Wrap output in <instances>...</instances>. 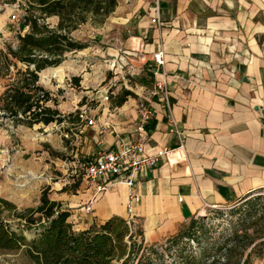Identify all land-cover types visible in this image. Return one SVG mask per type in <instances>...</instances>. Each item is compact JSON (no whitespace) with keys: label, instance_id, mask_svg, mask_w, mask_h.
I'll return each mask as SVG.
<instances>
[{"label":"crops","instance_id":"crops-1","mask_svg":"<svg viewBox=\"0 0 264 264\" xmlns=\"http://www.w3.org/2000/svg\"><path fill=\"white\" fill-rule=\"evenodd\" d=\"M156 5L158 26L151 23ZM120 19L134 24L129 38L137 42L111 53L116 58L123 53L141 93L120 104L118 97L101 101L90 112L92 126L74 114L75 158L112 148L117 136L134 140L141 98L153 109L146 152L174 151L138 174L133 190L140 200L130 210L123 184L95 195L93 186L81 181L73 197L60 191L49 198L69 208L64 209L75 230L113 215L139 217L145 239H157L207 207L234 203L264 186V116L254 109H264V0H137ZM157 47L165 52L163 66L152 59ZM161 72L169 81V110L150 96ZM89 201L92 216L82 209Z\"/></svg>","mask_w":264,"mask_h":264},{"label":"trees","instance_id":"trees-1","mask_svg":"<svg viewBox=\"0 0 264 264\" xmlns=\"http://www.w3.org/2000/svg\"><path fill=\"white\" fill-rule=\"evenodd\" d=\"M22 1L25 10L22 24L27 30L17 34L15 46L7 43L0 48V78L7 79L0 94V112L15 125L30 127L60 122L63 116L51 92L39 83V72L58 65L66 53L85 48L87 44L75 39L72 32L87 21L103 23L115 10L118 0ZM49 18H55V23ZM18 62L24 68L18 67ZM128 95L134 94L127 89L121 91L117 104ZM253 191L234 202L241 203L231 208V212L240 208L243 211L228 234L209 240L204 224L196 230L204 216H192L186 226L162 244H145L142 228L137 227L133 232V220L117 215L103 223L75 230L68 221V210L62 208L60 202L51 200L46 188L36 207L21 211L1 198L0 250L24 247L33 264H166V252L176 247L175 264H253V256L261 255L264 247V197H250ZM259 201L262 202L257 208ZM4 206L23 220V228L36 231L31 240L26 241L22 232L15 231L4 221L1 216ZM183 239H187L186 242ZM189 241L197 250H186Z\"/></svg>","mask_w":264,"mask_h":264},{"label":"rangeland","instance_id":"rangeland-1","mask_svg":"<svg viewBox=\"0 0 264 264\" xmlns=\"http://www.w3.org/2000/svg\"><path fill=\"white\" fill-rule=\"evenodd\" d=\"M136 1L118 0L116 11L112 12L103 23L92 24L87 21L81 24L72 32V36L85 42L87 46L66 53L65 58L58 65L46 67L39 72V83L51 92L56 100V107L61 110L63 118L60 122L47 125L38 123L30 127L15 125L10 117L0 112V199L14 204L16 211L36 207L45 188L48 197L50 194L63 191L71 198L73 194H77L79 183L85 181L83 164L86 160L79 154L75 158L79 143L74 135L76 123L73 121L72 124L70 121L74 114L85 110L90 117V112L92 110L96 112L101 101H115L123 88L131 90L134 95L141 93L137 86L140 80L137 75L128 71V60L120 57L123 53L120 51L118 58L111 53L113 50L126 48L128 42H131V45L137 42L129 38L133 34L134 24L124 25L120 19V15L129 10L132 4L135 5ZM13 13L17 14V19L11 18ZM24 16L22 0L14 2L0 0V48L7 43L16 45L17 34L27 30V26L22 24ZM49 21L54 24L55 18H49ZM17 66L24 68L20 62ZM74 78H77V81ZM6 83V78H0V94ZM78 158L79 162L76 161ZM59 186L62 188L56 189ZM256 195L264 197V186L254 190L250 197ZM261 202L256 205L257 208L260 207ZM240 203L207 207L202 214L195 215V218L204 216V219L197 224L196 230L204 224L208 230L209 240H216L228 234L232 225L236 224L240 211H243V208H240L241 210L231 212V208H237ZM64 208L69 209L65 206ZM1 216L12 229L22 232L26 241L35 236V230L23 228V220L16 217L14 211L4 206ZM188 223L189 220L184 221L176 231L157 239H145L143 232L145 244L153 242L162 244L167 237ZM142 225V220L134 217L131 224L132 231L135 232L137 227L142 228L143 231ZM183 240L186 242L187 239ZM189 242L186 250H197V246ZM201 244H203L202 240ZM174 248L166 252L164 256L166 264H175ZM252 261L253 264H264V247L263 253L254 255ZM0 264L33 263L22 247L17 250H0Z\"/></svg>","mask_w":264,"mask_h":264},{"label":"built area","instance_id":"built-area-1","mask_svg":"<svg viewBox=\"0 0 264 264\" xmlns=\"http://www.w3.org/2000/svg\"><path fill=\"white\" fill-rule=\"evenodd\" d=\"M12 19H17V14L11 15ZM151 23L160 25L159 7H154V15L151 18ZM152 59L156 66L165 64V52L162 47H157L152 54ZM169 81L166 73L161 72L159 77L153 81V86L150 90L151 97H158L161 102L170 109L169 98ZM139 118L135 127L136 138L127 140L124 137L117 136L113 147L97 152L95 155L86 159L83 164L84 179L93 186L94 194L99 195L106 192L117 184H123L128 188L126 196V205L130 210L131 206L139 202V194L133 190L137 183L138 174L147 169L154 167L159 158L168 156L174 150L169 148H160L153 153H148L145 150L144 140L147 136L148 126L153 115V109L150 101L141 98L138 102ZM79 118L84 120L88 125H94V120L88 116L85 110L78 112ZM171 118V117H170ZM171 124L175 127L174 120L171 118ZM180 143L178 147L183 146L181 132ZM181 200V197L178 198ZM86 214L92 212V202L89 201L82 207ZM128 220H133L131 217Z\"/></svg>","mask_w":264,"mask_h":264},{"label":"water","instance_id":"water-1","mask_svg":"<svg viewBox=\"0 0 264 264\" xmlns=\"http://www.w3.org/2000/svg\"><path fill=\"white\" fill-rule=\"evenodd\" d=\"M254 109H255V110H259L260 113L264 116V109L261 108V106L256 105V106L254 107Z\"/></svg>","mask_w":264,"mask_h":264}]
</instances>
